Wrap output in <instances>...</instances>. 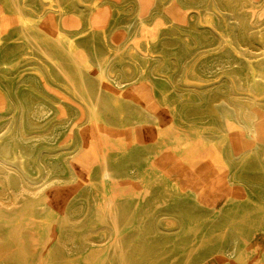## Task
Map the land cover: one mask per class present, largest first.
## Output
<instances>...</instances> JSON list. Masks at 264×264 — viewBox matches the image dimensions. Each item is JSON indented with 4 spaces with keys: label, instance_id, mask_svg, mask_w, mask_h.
I'll list each match as a JSON object with an SVG mask.
<instances>
[{
    "label": "rangeland",
    "instance_id": "obj_1",
    "mask_svg": "<svg viewBox=\"0 0 264 264\" xmlns=\"http://www.w3.org/2000/svg\"><path fill=\"white\" fill-rule=\"evenodd\" d=\"M74 61L100 114L81 130ZM263 74L264 0H0V144L64 189L0 203V264H264ZM103 156L113 177L91 182Z\"/></svg>",
    "mask_w": 264,
    "mask_h": 264
},
{
    "label": "bare ground",
    "instance_id": "obj_2",
    "mask_svg": "<svg viewBox=\"0 0 264 264\" xmlns=\"http://www.w3.org/2000/svg\"><path fill=\"white\" fill-rule=\"evenodd\" d=\"M4 1V0H3ZM20 2L22 1V0H19ZM41 1V0H40ZM56 1H58V0H56ZM15 3H16V1H14ZM69 2L70 1H68V4H69ZM14 3V4H15ZM24 3V2H23ZM59 3V2H58ZM73 3V2H72ZM3 4H4V2H3ZM5 4H7V3H5ZM67 4V5H68ZM24 5V4H23ZM58 5V7L60 6L59 4H57ZM92 5V4H91ZM2 6H4V5H2ZM7 6V5H6ZM43 6V5H42ZM52 6V5H51ZM62 6V5H61ZM66 6V5H65ZM95 6V5H94ZM180 6V5H179ZM15 7V6H14ZM54 7V6H53ZM63 7V6H62ZM71 7V6H70ZM69 7V8H70ZM98 7V6H97ZM139 7V6H138ZM7 8V7H6ZM26 7H24L23 9H25ZM52 8V7H51ZM64 8V7H63ZM18 9V8H17ZM31 9V8H30ZM89 9V8H88ZM29 10V9H28ZM32 10V9H31ZM47 10V9H46ZM51 10V9H50ZM57 10V9H56ZM64 10V9H63ZM66 10V9H65ZM94 10V9H93ZM9 11V10H8ZM26 11V10H25ZM49 11V10H48ZM52 12V11H51ZM63 12H65V11H63ZM74 12V11H73ZM86 12V11H85ZM87 12H88V10H87ZM208 12V11H207ZM21 13V12H20ZM67 13V12H66ZM22 14V13H21ZM30 14V13H29ZM49 14V13H48ZM68 14V13H67ZM10 15V14H9ZM15 15V14H14ZM34 15V14H33ZM64 15V14H63ZM31 16V15H30ZM57 16V15H56ZM78 16V15H77ZM79 16H82V13L81 14H79ZM78 16V17H79ZM23 17V16H22ZM38 17H39V15H38ZM37 17V18H38ZM41 17V16H40ZM45 17H48V16H45ZM21 18V17H20ZM29 18V17H28ZM52 18V17H51ZM62 18V17H61ZM82 18V17H81ZM27 19V18H26ZM53 19V18H52ZM88 19H90V18H88ZM60 20V19H59ZM82 20V19H81ZM83 21V20H82ZM242 21V20H241ZM24 22V21H23ZM90 22V21H89ZM42 23V22H41ZM82 24H83V22H82ZM90 24V23H89ZM25 25V24H24ZM55 25V24H54ZM230 25V24H229ZM31 26V25H30ZM56 26V25H55ZM19 27V26H18ZM38 27V26H37ZM54 28V27H53ZM53 28H52V30H53ZM56 28V27H55ZM61 28V27H60ZM232 29V28H231ZM60 30V29H59ZM58 30V31H59ZM233 30V29H232ZM66 32H68V31H66ZM139 32V31H138ZM37 33V32H36ZM62 33V32H61ZM8 34V33H7ZM71 34V33H70ZM138 34V33H137ZM63 35V34H62ZM65 35V34H64ZM40 36H43V37H47V38H49L50 40L52 39H55V36H56V34L54 33V32H50L48 29H46V28H40L39 30H38V34H37V36L35 37V38H40ZM66 36V35H65ZM68 36V35H67ZM126 36H129V35H126ZM139 36V35H138ZM33 38V37H32ZM69 38V37H68ZM135 38V37H134ZM137 38V37H136ZM38 39H37V42H36V44L35 45H37L38 46V48H39V50L40 51H42V52H44V51H46L45 49H44V43H43V45H42V41H38ZM70 39V38H69ZM72 39V38H71ZM70 39V40H71ZM147 39V38H146ZM48 40V39H47ZM34 42V41H33ZM34 42V43H35ZM49 42V41H48ZM53 43V42H52ZM27 44V43H26ZM51 44V43H50ZM49 44V45H50ZM25 45V44H24ZM28 45V44H27ZM51 45H53V44H51ZM76 45V44H75ZM34 46V45H33ZM30 47V46H29ZM35 47V46H34ZM50 47V46H49ZM57 47H58V45H57ZM76 47H77V45H76ZM87 47V46H86ZM90 47V46H89ZM119 47V46H118ZM55 48V47H54ZM78 48H79V46H78ZM92 48V47H91ZM31 49H33V48H31ZM50 49H51V47H50ZM58 49V48H57ZM117 49V51H118V48H116ZM53 50V49H52ZM62 50V49H61ZM60 50V51H61ZM32 51H34V50H32ZM54 51V50H53ZM84 51H86V52H88V50H87V48H86V50H84ZM26 52V51H25ZM48 52V51H47ZM62 52V51H61ZM76 52V51H75ZM85 52V53H86ZM90 52V51H89ZM88 52V53H89ZM93 52V51H92ZM114 52H116V50L114 51ZM34 53H36V51H34ZM57 53V52H56ZM72 53H74V52H72ZM87 53V54H88ZM95 53V52H94ZM96 53H98V52H96ZM95 53V54H96ZM37 54V53H36ZM41 54V53H40ZM45 54V53H44ZM99 54H101V53H98L97 55H99ZM48 55H50V54H48ZM60 55V54H59ZM81 55V54H80ZM93 55V54H92ZM97 55H95V56H97ZM39 56V55H38ZM53 56H54V54H53ZM86 56H88V55H86ZM90 56H91V53H90ZM24 57V56H23ZM43 57H45L44 55H43ZM51 57V56H50ZM60 57V56H59ZM34 58V57H33ZM37 58H39V57H37ZM46 58V57H45ZM62 58V57H61ZM88 58V57H87ZM28 59V58H27ZM44 59V58H43ZM33 60V59H32ZM31 60V61H32ZM35 60H38V59H35ZM34 60V61H35ZM49 60H50V58H49ZM60 60V59H59ZM72 60V59H71ZM90 60H91V57H90ZM257 60H258V58H257ZM19 61V60H18ZM27 61V60H26ZM68 61H70L69 60V58H68ZM68 61H67V64H68ZM79 61H81V60H79ZM83 61V60H82ZM86 61V60H85ZM96 61V60H95ZM45 62H46V60H45ZM61 62H63V61H61ZM65 62V61H64ZM71 62V61H70ZM69 62V63H70ZM94 62V61H93ZM92 62V63H93ZM23 63V62H22ZM30 63V62H29ZM34 63V62H33ZM36 63V62H35ZM41 63V62H40ZM55 63V62H54ZM73 63V62H72ZM95 63V62H94ZM37 64V63H36ZM39 64V63H38ZM64 64V63H63ZM66 64V63H65ZM91 64V63H90ZM107 64V63H106ZM46 65V64H45ZM45 65H44V67H45ZM55 65V64H54ZM53 65V66H54ZM108 65V64H107ZM18 66V65H17ZM42 66V65H41ZM56 66V65H55ZM61 66V65H60ZM64 65H62V67H63ZM66 66H68V65H66ZM71 66H72V64H70V68H71ZM73 66H75V71L77 72H75V74H78V78H79V87H80V90H81V92H80V90H79V88H78V86H75L74 84H73V82L70 80V85H71V87H72V89H73V91H74V94H76L77 96H78V98H79V101H80V105H82L81 106V110H80V112H79V116L78 117H80V120H81V124H80V128H79V130H81L82 128H84L85 127V124L87 123V122H89V121H91L93 118H96L97 119V117H99V107H98V105H97V97H96V99H95V102L94 101H92V99H91V97H90V94H89V90H88V85H87V83H86V81L84 80V77L83 76H81V74L79 73V65H78V63L77 62H75L74 61V64H73ZM106 66V65H105ZM110 66V65H109ZM258 66H260V65H258ZM257 66V67H258ZM21 67V66H20ZM20 67H18V68H20ZM23 67V66H22ZM11 68V67H10ZM14 68V67H13ZM17 68V69H18ZM64 68H66V67H64ZM69 68V69H70ZM96 68H97V66H96ZM16 69V68H15ZM42 69H44V68H42ZM56 69H59V68H56ZM61 69V68H60ZM59 69V70H60ZM98 69H99V66H98ZM253 69V68H252ZM45 70V69H44ZM48 70V69H47ZM64 70V69H63ZM67 70V69H66ZM32 71V70H31ZM55 71V70H54ZM65 71V70H64ZM83 71V70H82ZM106 71V70H105ZM250 71H251V69H250ZM255 71V70H254ZM257 71V70H256ZM255 71V72H256ZM44 72H46V70L44 71ZM63 72V71H62ZM61 72V73H62ZM66 72V71H65ZM64 72V73H65ZM258 72V71H257ZM48 73V72H47ZM60 73V74H61ZM69 73V75H70V72H68ZM72 73V72H71ZM82 73V72H81ZM253 73V72H252ZM83 74V73H82ZM256 74V73H255ZM254 74V75H255ZM258 76L260 75V74H257ZM49 76V75H48ZM54 76V75H53ZM263 76H264V74H263ZM45 77V76H44ZM51 77V76H50ZM55 77V76H54ZM60 77V76H59ZM66 77H68V76H66ZM262 77V76H261ZM38 78V77H37ZM53 78V77H52ZM58 78V77H57ZM77 77H76V79H78ZM104 78V77H103ZM257 78H259V77H257ZM39 79V78H38ZM46 79V78H45ZM50 79V78H49ZM48 79V80H49ZM54 79V78H53ZM67 79V78H66ZM65 79V80H66ZM71 79V78H70ZM88 79V78H87ZM106 79V78H105ZM261 79V78H260ZM262 79H263V77H262ZM93 80V79H92ZM94 80H95V78H94ZM259 80V79H258ZM52 81V80H51ZM54 81H56V80H54ZM59 81V80H58ZM67 81V80H66ZM96 81V80H95ZM99 81V80H98ZM262 80H260V82H261ZM53 82V81H52ZM263 82V81H262ZM65 83V82H64ZM90 83V82H89ZM56 84V83H55ZM63 84V83H62ZM47 85V84H46ZM67 85H69L68 83H67ZM56 86V85H55ZM91 86V85H90ZM92 87V86H91ZM57 88V87H56ZM63 88V87H62ZM232 88V87H231ZM55 89V88H54ZM57 89H59V88H57ZM62 90H64V89H62ZM68 90V89H67ZM96 90V89H95ZM59 91V90H58ZM70 91V90H69ZM68 92V91H67ZM71 92V91H70ZM73 93V92H72ZM12 94V93H11ZM83 94V95H82ZM103 95V94H102ZM75 96V95H74ZM101 96V95H100ZM107 96V95H106ZM8 97V96H7ZM10 97H11V95H10ZM67 97V96H66ZM73 97V96H72ZM108 97V96H107ZM107 97H106V99H107ZM13 98V97H12ZM11 99V98H10ZM14 99V98H13ZM12 99V100H13ZM94 99V98H93ZM109 99V98H108ZM121 99V98H120ZM119 99V100H120ZM18 100H20L19 99V97H18ZM100 100V99H99ZM105 100V99H104ZM61 101V100H60ZM106 101V100H105ZM104 101V102H105ZM122 101V100H121ZM9 102H11L10 100H9ZM15 102H16V99H15ZM118 102H120V101H118ZM214 102V101H213ZM212 102V103H213ZM220 103H221V101H219ZM264 102V101H263ZM262 102V103H263ZM19 103V102H18ZM62 103V102H61ZM228 103V102H227ZM226 103V104H227ZM11 105H13V103H10ZM17 104V103H16ZM21 104V103H20ZM104 104H107V102L106 103H104ZM218 104V103H217ZM259 104V103H258ZM107 105H109V104H107ZM120 105V104H119ZM123 105V104H122ZM128 105V104H127ZM214 105V104H213ZM261 105V104H260ZM14 106V105H13ZM12 106V107H13ZM17 106H18V104H17ZM21 106V105H20ZM100 106V105H99ZM103 106V105H102ZM261 106H263V104L261 105ZM104 107V106H103ZM108 107V106H107ZM238 107V106H237ZM24 109V107L23 106H21V109ZM231 108V107H230ZM233 108V107H232ZM239 108V107H238ZM76 109V108H75ZM105 109H107V108H105ZM121 109H123V108H121ZM216 109V108H215ZM236 109V108H235ZM243 109V108H242ZM262 109H264V108H262ZM15 110V109H14ZM108 110V109H107ZM112 110V109H111ZM110 110V112H112ZM129 110V109H128ZM131 110V109H130ZM234 110V109H233ZM237 110V109H236ZM16 111H17V109H16ZM23 111V110H22ZM58 111V110H57ZM78 111V110H77ZM121 111H123V110H121ZM216 111H218V109L216 110ZM240 111V110H239ZM243 111V110H242ZM264 111V110H263ZM10 112V111H9ZM18 112V111H17ZM27 112V111H26ZM107 112V111H106ZM109 112V111H108ZM134 112V111H133ZM219 112V111H218ZM245 112V111H244ZM12 113V112H11ZM113 113V112H112ZM145 113V112H144ZM237 113H238V111H237ZM241 113V112H240ZM249 113V112H248ZM107 114V113H106ZM115 114V113H114ZM136 114V113H135ZM219 114H220V112H219ZM218 114V115H219ZM239 114V113H238ZM14 116H15V114H13ZM12 115V116H13ZM22 115V114H21ZM108 115V114H107ZM113 115V114H112ZM111 115V116H112ZM248 115V114H247ZM247 115H241V116H238V117H241V118H244L245 120H248V122L251 124V126H252V128L253 129H257L258 127H259V125L258 124H256L255 122H254V119L253 118H250L249 116H247ZM11 116V117H12ZM13 116V117H14ZM35 116V114L32 112V113H30V117L29 118H33ZM124 116V115H123ZM22 117V116H21ZM20 117V118H21ZM113 117H114V115H113ZM233 117V116H232ZM23 118V117H22ZM222 118V117H221ZM236 118V117H235ZM106 119V118H105ZM232 119V118H231ZM239 119V118H238ZM15 120V119H14ZM64 120H66V119H64ZM77 120V119H76ZM93 120H95V119H93ZM102 120V119H101ZM149 120V119H148ZM147 120V121H148ZM223 120V119H222ZM230 120V119H229ZM16 121H17V119H16ZM154 121V120H153ZM240 121V120H239ZM239 121H238V123H239ZM21 122H22V124H23V119H22V121H21V119H18V121H17V123L19 124V126H18V128H17V130H16V135L18 134V132L20 133V134H22L21 133V128H22V124H21ZM108 122V121H107ZM106 122V123H107ZM111 122V121H110ZM221 122V121H220ZM234 122V121H233ZM10 123V122H9ZM8 123V124H9ZM14 123H15V121H14ZM96 123V122H95ZM109 123V122H108ZM107 123V124H108ZM194 123V122H193ZM90 124V123H89ZM203 124V123H202ZM205 124V123H204ZM207 124H208V121H207ZM213 124V123H212ZM236 124V123H235ZM246 124V123H245ZM13 125V124H12ZM100 125V124H99ZM109 125V124H108ZM112 125V124H111ZM262 125H264V124H261L260 126H262ZM6 126H7V124H6ZM5 126V127H6ZM10 126V125H9ZM79 126V125H78ZM113 126V125H112ZM116 126V125H115ZM114 126V127H115ZM222 126V125H221ZM241 126V125H240ZM8 127V126H7ZM6 127V128H7ZM10 127H12V126H10ZM9 127V128H10ZM13 127H14V125H13ZM154 127V126H153ZM205 127V126H204ZM210 127V126H209ZM8 128V129H9ZM15 128V127H14ZM78 128V127H77ZM76 128V129H77ZM212 128H213V126H212ZM224 128V127H223ZM251 128V127H250ZM23 129V128H22ZM51 129V128H50ZM215 129V128H214ZM12 130V129H11ZM10 130V131H11ZM33 130V129H32ZM34 130H36V129H34ZM204 130V129H203ZM9 131V132H10ZM28 131V130H27ZM37 131H39V130H37ZM219 131V130H218ZM166 132V131H165ZM221 132V131H220ZM226 132V131H225ZM47 133H49V132H47ZM170 133V132H169ZM173 133V132H172ZM222 133V132H221ZM248 133V132H247ZM12 134H13V132H12ZM25 134V133H24ZM33 134V133H32ZM197 134V133H196ZM11 135V134H10ZM23 135V134H22ZM26 135V134H25ZM34 135V134H33ZM190 135V134H189ZM206 135V134H205ZM13 136V135H12ZM21 136V135H20ZM24 136V135H23ZM31 136V135H30ZM42 136V135H41ZM74 136V135H73ZM165 136V135H164ZM192 136V135H191ZM199 136V135H198ZM8 137H10V136H8ZM17 137V136H16ZM28 137V136H27ZM37 137V136H36ZM166 137V136H165ZM194 137V136H193ZM202 137V136H201ZM204 137V136H203ZM6 138V137H5ZM13 138V137H12ZM15 138V137H14ZM167 138V137H166ZM196 138V137H195ZM199 138V137H198ZM210 139H211V137H209ZM215 138V137H214ZM214 138H212L213 140H214ZM218 138H219V136H218ZM20 139V138H19ZM19 139H17V140H19ZM25 139H26V137H25ZM37 139V138H36ZM205 139V138H204ZM250 139V138H249ZM39 140V139H38ZM156 140H157V138H156ZM73 141H75V140H73ZM72 141V142H73ZM207 141V140H206ZM168 142V141H167ZM204 142V141H203ZM210 142V141H209ZM87 143H88V141L85 139V138H81V140H80V147H79V149H82V150H84V149H86V147H87ZM156 143H157V141H156ZM149 144V143H148ZM159 144V143H158ZM196 145V144H195ZM229 145V144H228ZM15 147V146H14ZM72 147V146H71ZM74 147V146H73ZM229 147V146H228ZM258 147H260V146H258ZM24 148V147H23ZM35 148V147H34ZM261 148H262V146H261ZM25 150H26V148H25ZM81 150V151H82ZM28 151V150H27ZM130 151V150H129ZM258 151V150H257ZM33 152V151H32ZM231 152V151H230ZM254 152V151H253ZM133 153V152H132ZM228 153V152H227ZM232 153V152H231ZM255 153V152H254ZM264 153V152H263ZM107 154V153H106ZM257 154H259L258 152L256 153V154H254V155H257ZM31 155V154H30ZM29 155V156H30ZM231 155V154H230ZM246 155H248L249 156V154H246ZM245 155V156H246ZM251 155V154H250ZM252 155H253V153H252ZM251 155V156H252ZM253 155V156H254ZM264 155V154H263ZM32 156V155H31ZM248 156H246V159H247V157ZM26 157V156H25ZM32 157H34V156H32ZM147 157V156H146ZM232 157V156H231ZM255 158L257 157V156H254ZM253 157V158H254ZM29 158V157H28ZM241 158V157H240ZM34 159V158H33ZM128 159V158H127ZM138 159V158H137ZM232 159H233V157H232ZM238 159V158H237ZM244 159V158H243ZM245 159V161H247ZM108 160H109V158H108ZM140 160V159H139ZM223 160H225V159H223ZM251 160V159H250ZM40 161V160H39ZM147 161H148V157H147ZM231 161V160H230ZM238 161V160H237ZM249 161V160H248ZM247 161V162H248ZM258 161V160H257ZM261 161H262V159H261ZM264 161V160H263ZM108 162L109 161H107V159H106V157H102L100 160H98V162L96 163V165H95V167L91 170H89L88 172H87V179L88 180H92L91 179V177H92V175H93V177H95L98 181H100V183L101 184H103L107 179H110L111 177H113V174L111 173V170H110V167H109V165H108ZM131 162V161H130ZM241 162V161H240ZM35 163V162H34ZM38 163V162H37ZM49 163V162H48ZM230 163H232V162H230ZM242 163H244V166L246 165V162H242ZM249 163H252L253 165H254V162H249ZM257 163V162H256ZM256 163H255V165H256ZM25 164H28V163H26L25 162V158H23V151L22 150H18V151H15V150H13L12 148H11V145H10V143L9 142H3V143H1L0 144V203H1V205H2V207L5 209V210H8V209H10V208H12V207H9L10 206V203H12V201H15V199L18 197H20V196H18V195H20L21 194V196H22V194H24V195H27V196H29L30 198H29V201L32 199L31 197H33L34 198V200H35V197H37L38 195H40L41 193H43V191H45V189L47 188V187H52V188H55V189H57L60 193H62V192H64V189L61 187L62 185L60 184V181H61V179L62 178H60V176L58 175V176H53V175H51L50 174V172H49V170H46V173L43 175V174H41V175H43V177L40 179V180H38V179H31L30 177H28L27 176V174H26V171H25ZM51 164V163H50ZM131 164H133V163H131ZM135 164V163H134ZM248 164V163H247ZM259 163H257V165H258ZM250 165V164H249ZM254 165V166H255ZM256 165V166H257ZM260 165V164H259ZM28 166V165H27ZM34 166V165H33ZM136 166V165H135ZM261 166V165H260ZM35 167V166H34ZM33 167V168H34ZM246 167V166H245ZM251 167L252 166H250V167H248V168H250L251 169ZM264 167V166H263ZM30 167H28V169H29ZM117 168V167H116ZM116 168H114V169H116ZM119 168V167H118ZM262 168V167H261ZM36 169V168H35ZM258 169H259V167H258ZM258 169H255L256 171L258 170ZM264 169V168H263ZM37 170V169H36ZM45 170V169H44ZM113 170V169H112ZM253 170V167H252V169H251V171ZM29 171V170H28ZM31 171V170H30ZM117 171V170H116ZM260 171H261V169H260ZM34 172V171H33ZM43 172V171H42ZM36 173H38V171L36 172ZM231 173V172H230ZM259 173V172H258ZM261 173V172H260ZM111 174H112V176H111ZM30 175H33L32 173L30 174ZM241 175V174H240ZM39 176H40V174H39ZM78 176V175H77ZM118 176V175H117ZM231 176V175H230ZM229 176V177H230ZM232 176H234V175H232ZM118 177H120V176H118ZM117 177V178H118ZM259 177V176H258ZM116 179V178H115ZM230 179H231V177H230ZM67 180V179H66ZM119 180V179H118ZM233 180H234V178H233ZM232 180V181H233ZM74 181V180H73ZM112 181H114V180H112ZM229 181V180H228ZM231 181V182H232ZM91 182H93V180L91 181ZM237 182V181H236ZM239 182V181H238ZM237 182V183H238ZM99 183V184H100ZM230 183V182H229ZM68 184V183H67ZM84 184V183H83ZM242 183H240V185H241ZM66 185V184H65ZM232 185V184H231ZM236 185V184H235ZM86 186V185H85ZM89 186V185H88ZM94 186H96V185H94ZM98 186H100V185H98ZM102 186V185H101ZM97 188V187H96ZM100 188V187H99ZM103 188V187H102ZM247 188H249V187H247ZM49 189V188H48ZM84 189V188H83ZM94 189V188H93ZM243 189H244V187H243ZM85 190V189H84ZM101 190V189H100ZM103 191H104V188L102 189ZM80 193V192H79ZM104 193V192H103ZM87 194V193H86ZM106 194V193H105ZM84 195H85V192H84ZM105 196V195H104ZM39 197V196H38ZM78 197V196H77ZM93 197H94V195H93ZM92 197V198H93ZM89 197H87V199H88ZM95 198H96V196H95ZM107 198V197H106ZM76 200H77V198H75ZM81 199H82V197H81ZM84 199V198H83ZM110 199V198H109ZM19 200V199H18ZM17 200V201H18ZM89 200H91V199H89ZM16 201V202H17ZM81 201V200H80ZM84 201V200H83ZM87 201V200H86ZM95 201V200H94ZM231 201V200H230ZM19 202V201H18ZM116 202V201H115ZM23 203V202H22ZM76 203V202H75ZM89 203H91V202H89ZM88 203V204H89ZM17 204V203H16ZM96 204H98V203H96ZM14 205H15V203H14ZM98 205H100V204H98ZM105 205V204H104ZM81 207V206H80ZM89 207V206H88ZM105 207V206H104ZM117 207V206H116ZM77 209V208H76ZM102 209H103V207H102ZM15 210V209H14ZM87 210H88V208H87ZM98 210V209H97ZM105 210H107V211H105V214H106V219H108L115 227H116V222H115V210L113 209V207H108L107 209H105ZM120 210V209H119ZM124 210H125V208H124ZM127 211V210H126ZM65 212V211H64ZM72 212V211H71ZM82 212V211H81ZM91 212V211H90ZM90 212H88V213H90ZM66 213H68L69 214V212L67 211ZM65 213V214H66ZM87 213V212H86ZM92 213V212H91ZM117 213V212H116ZM120 213V212H119ZM69 216V215H68ZM74 216V215H73ZM86 216V215H85ZM67 217V216H66ZM70 217V216H69ZM67 219H68V217H67ZM69 219H71V218H69ZM67 221V220H66ZM73 222L75 223V221L73 220ZM72 222V223H73ZM108 222V221H107ZM68 223H69V221H68ZM71 223V222H70ZM69 223V224H70ZM77 224L79 223V222H76ZM80 223H81V221H80ZM83 223H84V220H83ZM72 226V225H71ZM75 227L77 226V225H74ZM79 226V225H78ZM74 227V228H75ZM118 228V227H117ZM71 229V228H70ZM100 229H101V226H100ZM100 229H98V230H100ZM103 229V228H102ZM106 229H108V228H106ZM105 228H104V230H106ZM116 230V229H115ZM3 231V230H2ZM67 231H69V230H67ZM94 231H97V230H94ZM93 231V232H94ZM108 231H109V229H108ZM107 231V232H108ZM73 232V231H72ZM92 232V233H93ZM100 232V231H99ZM1 233V232H0ZM5 233V232H4ZM71 233V232H70ZM69 232H68V234H70ZM90 233V232H89ZM89 233H87L88 234V236H89ZM91 233V234H92ZM28 234V233H27ZM65 234V236H66V234L67 233H64ZM74 234V233H73ZM81 234H83V235H85L84 233H81ZM5 235H7V234H5ZM59 235V234H58ZM95 235H96V232H95ZM110 235V234H109ZM113 235V234H112ZM31 236V235H30ZM71 236V235H70ZM72 236H74V235H72ZM2 237H4V236H2ZM68 237H69V235H68ZM78 237V236H77ZM77 237H76V239H77ZM84 238L86 237V236H83ZM110 237V236H109ZM124 237V236H123ZM64 236H63V242H64ZM74 238V237H73ZM79 238V237H78ZM84 238H82L83 240H85ZM108 238V237H107ZM120 238V237H119ZM128 236H127V241H128ZM71 239H72V237H71ZM70 239V240H71ZM80 240H81V238H79ZM92 240V239H91ZM119 240V239H118ZM121 240H122V238H121ZM120 240V241H121ZM124 240H126V239H124ZM61 241V240H60ZM69 241V240H68ZM75 241V240H74ZM107 241H108V239H107ZM130 241V240H129ZM72 242V241H71ZM89 242V241H88ZM123 242V241H122ZM70 243V241L68 242V244ZM86 243V242H85ZM116 243V242H115ZM124 243V242H123ZM127 243H129V242H127ZM66 244H67V242H66ZM87 244V243H86ZM104 244V243H103ZM111 244V243H110ZM113 244V243H112ZM232 244V243H231ZM61 245H62V243H61ZM64 245H65V242H64ZM108 245H109V243H108ZM116 245V244H115ZM116 246H118V245H116ZM119 246H121V243H119ZM133 246V245H132ZM236 246H238V245H236ZM68 247V246H67ZM71 247V246H70ZM80 247L81 246H79L78 248L80 249ZM85 247H87V246H85ZM111 247V246H110ZM54 248H56V247H54ZM61 248V247H60ZM64 248L66 249V247L64 246ZM74 248V247H73ZM72 248V249H73ZM76 248V247H75ZM132 248V247H131ZM135 248V247H134ZM133 248V249H134ZM223 248V247H222ZM226 248V247H225ZM225 248H223V249H225ZM64 249V250H65ZM67 249H69V248H67ZM87 249V248H86ZM117 249V248H116ZM119 249V248H118ZM60 250H62V248L60 249ZM74 250V249H73ZM85 250V249H84ZM123 250V249H122ZM39 251V250H38ZM68 251V250H67ZM70 251V250H69ZM68 251V252H69ZM75 251V250H74ZM73 251V252H74ZM116 251H118V250H116ZM132 252H133V250H131ZM236 251V250H235ZM29 252V251H28ZM59 252V251H58ZM61 252V251H60ZM72 252V251H71ZM77 252H78V254H81V252L79 251V250H77ZM80 252V253H79ZM84 252V251H83ZM82 252V253H83ZM114 253H115V250L113 251ZM237 252H238V250H237ZM62 253V252H61ZM65 253H66V251H65ZM118 253V252H117ZM130 253V252H129ZM224 253V252H223ZM0 254H1V252H0ZM71 254V253H70ZM73 254V253H72ZM238 253H236V255H237ZM38 255H39V252H38ZM108 255V254H107ZM113 255V254H112ZM111 255V256H112ZM131 255V254H130ZM133 255V254H132ZM232 255V254H231ZM234 256V255H233ZM232 256V257H233ZM39 258H40V256H38ZM59 257V256H58ZM69 257V256H68ZM76 257V256H75ZM114 257V256H113ZM135 257H136V255H135ZM134 257V258H135ZM73 258V257H72ZM116 259L118 258V257H115ZM222 258H224V257H222ZM236 258V257H235ZM66 259V258H65ZM69 259V258H68ZM71 259V258H70ZM113 259V258H112ZM121 260V259H120ZM130 260H132V259H130ZM31 261V260H30ZM104 261V260H103ZM112 261V260H111ZM110 261V262H111ZM114 261H117V260H114ZM126 261V260H125ZM33 262V261H32ZM133 262V261H132ZM131 262V263H132ZM0 263H1V261H0ZM113 263V262H112ZM115 263V262H114ZM2 264H4V263H2ZM117 264V263H116ZM119 264V263H118Z\"/></svg>",
    "mask_w": 264,
    "mask_h": 264
}]
</instances>
